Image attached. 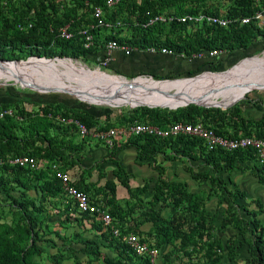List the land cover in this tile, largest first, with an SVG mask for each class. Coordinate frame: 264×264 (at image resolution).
<instances>
[{
	"label": "trees",
	"instance_id": "16d2710c",
	"mask_svg": "<svg viewBox=\"0 0 264 264\" xmlns=\"http://www.w3.org/2000/svg\"><path fill=\"white\" fill-rule=\"evenodd\" d=\"M66 1L67 4L60 6L59 0H25L26 8L32 10L33 14L30 18L14 14L11 23L15 26L13 28L15 32L26 30V35L19 36L18 39L9 34L4 38L0 36V58H18L12 55L4 57L2 49L10 47L11 49L19 48V50L26 48L28 56L53 57L59 55L76 59L80 55L85 62H88L90 58L101 53L104 44L109 40L134 49L165 47L184 57H189L192 53L211 49L227 52L248 49L256 42V35L260 34L264 37V29L261 30L252 22L246 24L233 22L226 27L202 23L197 28L202 32H193L191 37L190 32L194 30L192 23L176 21L147 23L150 17L161 14V12L155 11L157 2L165 7H174L173 11H166L164 14L183 15L201 12L237 18L252 14L253 11L264 5V0L253 4L250 0H231L224 8L223 13H220L216 8L205 7L202 10H197L185 7L183 3L186 0H119L111 7L105 5L106 0ZM95 6L101 7L104 22L113 26L108 27V33L103 36L100 30L104 27L90 29L93 35L92 45L84 48L79 31L94 24L91 11ZM107 8H111L108 13ZM116 22L119 24L115 25ZM28 24L29 26H27ZM17 25H25V29H18ZM5 26H9V24L5 22ZM63 26H66V30L70 32L69 38L59 36L58 30ZM123 27L130 31L129 35H121ZM180 33H182L181 36H179ZM226 68L228 66L222 65L218 61L205 59L202 60L200 67L186 71L185 75L188 77L200 70L221 71ZM136 76L135 74L130 77ZM179 76L182 74L150 75L153 80ZM18 102L32 103L38 108L35 112L22 113V110L17 111L16 109ZM9 105L14 106V110L8 108ZM3 110H10V114L0 116V170L5 171V173L0 172V193L11 195L10 193L15 188L20 187L22 198L16 199L11 196V200L15 203L11 220L10 222L0 220V264H38L31 257L41 255V249L36 242L43 241L46 232L43 231L45 225L40 218L41 206L36 205L32 199L24 197V190L26 192L29 190L27 184L31 181H37V189L41 196H63L64 199L66 197L65 209L75 211L80 218H92L95 223L94 228L100 233L99 236L116 254V256L100 255L101 264H128L131 256L137 259L139 264H152L147 255H136L120 239L123 233L134 232L142 236V240L147 243L146 238L138 229L143 222L151 223V230L146 234L153 238L151 244L147 243L149 247L159 248L160 245L169 243L175 238L178 239L181 247L195 244L192 239L201 243L203 249L201 264H218L222 260L221 245L211 237L214 233L222 232L225 227L229 226L235 232L230 234L224 242L226 260H235L234 248H239L244 243L247 246V256L244 262L239 264H264V207L262 203L254 198L251 203L255 204L256 208L242 205L240 210L237 209L234 203H236V199L243 197V192L239 191L236 185L229 189L226 181L220 177L221 173L229 174L233 170L243 172L245 169H249L256 181L262 183L264 181V161L258 162L256 151L253 148L207 150L202 140L188 135L174 137H158L147 134L129 135L124 139V142L117 144L115 141H111V145L97 140L107 149L101 162L107 159L113 164L111 175L125 188L128 198L136 199L137 194L145 193L146 184L143 183L141 186L133 188L129 186L128 172L114 158L118 151L132 146L135 151L134 161L136 163L147 161L150 169L157 173L148 200L143 202H140L138 198L137 202L126 200L124 206H121L115 197L113 180L106 179L101 186L90 181L85 182L84 176L87 175V170L78 166L79 174L72 180L71 185L86 192L95 202L100 203L108 210L119 228L120 234L115 237L93 216L79 212L75 208V205L65 195L61 182L54 177L50 164L29 168L8 162L16 155H29L36 159V153H42L47 160L53 161L58 169L70 171L68 168H72L76 164V161L70 156V152L81 150L82 146L72 142L73 135L78 136L75 126L62 123L56 117H72L84 123L88 129H93L90 128V122L101 116L106 117L111 108L87 105L68 95L60 97L56 94L40 95L34 92L27 96L18 94L14 97L9 93L0 94V112ZM223 112L216 108L199 107L194 104L175 109L138 106L133 108L132 113L125 119L126 124L122 125L136 121L164 127L174 122L201 121L204 126L228 137L253 136L261 138L264 136V114L248 125L240 116V108L232 107L230 113L235 115L236 120H231V123L236 122L235 125L243 129V132L238 134L229 133L224 128V121L220 117ZM39 113L42 118L38 117ZM200 117L201 119L205 118L206 121L203 122L199 119ZM23 121L24 125H19V128L25 134L17 135L14 126L16 122L21 124ZM208 122L212 124H208ZM109 127L112 126L102 125L97 130ZM249 127H253V130L250 131ZM50 128L54 129L53 133H49L48 129ZM35 137L42 141L41 148L36 150L32 148ZM157 155L167 162L186 160L188 164L183 169L188 172L190 178L196 182H208L209 189L217 197L216 205L223 204L217 224L213 222L215 214L210 213L204 206L207 195L189 191L186 185L180 181L169 180L164 174L165 167L161 162L155 160ZM59 162L60 164H58ZM242 162H250L251 165L241 166ZM198 166L205 168L198 170ZM142 203L148 206L147 211L139 208V204ZM165 208L172 209L167 218L160 215ZM134 210L138 213L135 217H131L130 213ZM125 219L132 221V227L125 226L123 221ZM77 220L78 218H75V221ZM238 236L241 240H238ZM82 244L80 252L89 258L99 256L100 252L93 240L85 239ZM59 257L61 260L64 255L60 254ZM50 258L52 263L60 264V260L56 258L55 254H52ZM55 259L58 263L55 262ZM72 260L74 264H78L74 254ZM88 261L90 262L89 259Z\"/></svg>",
	"mask_w": 264,
	"mask_h": 264
},
{
	"label": "rangeland",
	"instance_id": "374dc122",
	"mask_svg": "<svg viewBox=\"0 0 264 264\" xmlns=\"http://www.w3.org/2000/svg\"><path fill=\"white\" fill-rule=\"evenodd\" d=\"M259 0H250L251 4L256 3ZM25 0H0V36L1 38L6 37L8 34L15 37V39H18L19 36H25L26 30L23 32L17 31L13 29L15 26H13V23H11L13 15L19 14L21 17L30 18V16L33 14L32 10H28L24 4ZM231 2V0H186L183 5L185 7H191L196 8L197 10H202L203 8H216L220 13H223V10L228 4ZM67 4L66 0H59V5H65ZM249 4V3H248ZM245 4V5H248ZM155 11L161 12V14H164L166 11H173L174 7L169 6L165 7L162 6L159 2L155 4ZM111 8H107V13L109 12ZM5 22L9 24V26H5ZM22 28L21 30L25 29V25H20ZM18 28V27H17ZM199 28V25L193 26V31L190 33V37L193 35V32L200 33L202 30L197 29ZM19 29V28H18ZM261 30L264 29L260 28ZM109 29L108 27L104 26L100 30L101 35H105L108 33ZM130 31L126 27H123L121 30V35H129ZM182 33L179 34L181 36ZM256 42L249 47L248 49L239 50L238 56L235 54V57H232L231 63L228 64V68H246L249 67V69H252L253 71H230L233 73L236 77L240 78L243 82H246L247 84H250L252 86L261 87L264 86V37H262L260 34L256 35L255 38ZM4 57H7V55H12L14 57V60H27L28 58L34 57L35 55L28 56L27 49L19 50V48L11 49L10 47H6L2 49ZM235 53V52H234ZM44 58H49L52 61L59 62L60 59H63L64 64L69 67L70 63L72 62L77 70L85 73L87 77L91 80H93L95 83H97L101 87L105 88H112L115 86H118L120 84H123L125 80H133L138 78H147L148 80L150 77L148 76H136L132 78H122L123 80H119L113 76L115 75L110 66H107L105 68H98L92 61V58L88 60V62H85L84 58L80 55L76 59H72L70 57H63L59 55H54L53 57H47V56H40ZM2 59V58H0ZM6 59V58H3ZM60 70H67L66 67H62L59 65ZM225 70V69H224ZM210 70H200L196 72L195 74L199 75L204 72H207ZM214 71V70H212ZM261 71V72H260ZM194 74V75H195ZM196 75V76H197ZM119 76V75H118ZM117 76V77H118ZM187 77L185 74H182V76L174 77L176 80H172L174 82L182 83L188 79H178V78H184ZM19 78V82H16L14 80L13 74H7V76L0 77V94H11L14 96L24 95L27 96L30 93H37L40 95H48V94H56L57 96L60 95V97H65L67 95H61L59 92H47V93H39L36 92L35 88H42L44 90L49 89H55L54 87L50 85H39L37 86L35 83L36 81L32 79V77L29 74H25L21 76L20 74L17 76ZM48 77L50 79L57 78L54 74L50 73L48 74ZM121 77V76H120ZM195 77V76H194ZM31 78V79H30ZM174 78H167V79H174ZM196 78L190 80L189 82H192ZM68 82V79H65ZM165 80V79H162ZM187 82V83H189ZM24 83V84H23ZM164 83V82H163ZM186 83V84H187ZM214 83H217V85L210 90V96L209 98L214 100H223L224 102L231 100L232 98L239 99L243 94L242 98L239 100L227 104L225 106H208L210 108H216L220 111H224L222 115H220L221 119H223L224 128L229 133H242L243 129L237 125H235L236 122L233 124L231 123V120L235 121L236 117L233 113H230V109L232 107H238L240 108V116L245 120V122L249 125L250 122L258 120L263 114H264V88L261 89H252L246 88L243 85L235 82L233 79L230 78V76L224 74L223 76L220 75H214L203 78L199 90L196 92L193 100H200L203 101L202 98L208 92V87L212 86ZM161 84V83H160ZM151 85V84H150ZM159 84L155 86H148L147 90L152 91L151 87L154 88L158 86ZM185 85V84H184ZM183 85L179 86H164L162 89L157 91L156 93L159 94L161 97L163 96H169L175 93L178 89H180ZM75 88V89H73ZM73 91L80 95L81 91L80 89L76 87H71ZM40 91V90H38ZM153 92V91H152ZM81 95H84L81 93ZM80 95V96H81ZM222 98H221V97ZM71 98L76 99L77 101H81L86 103L87 105H94L97 107H109L111 108L110 113L105 117L101 116L98 119L92 120L90 122V128H93L94 130H97L102 125L122 128L126 124L125 119L132 113L133 108L138 106H130L128 104H117V106H108L112 105L114 103H110L108 101H94L92 104L90 102H87L85 100H79L76 97L69 96ZM206 103H215V101H209L208 99L205 100ZM197 105V104H194ZM10 109L14 110V106L9 105ZM142 106V105H139ZM200 107V105H197ZM147 107V106H146ZM203 107V106H201ZM207 107V108H208ZM37 106L32 103H26V102H18L16 104V109L22 110V113L24 112H35L37 110ZM40 112V111H38ZM38 117H41V113L38 114ZM203 122L206 121L205 118L201 119ZM43 121V119H42ZM201 122V121H200ZM208 124H212L211 122H208ZM19 125H24V121L19 124L16 122V125L14 126L15 132L17 135L25 134L22 130H20ZM249 130L252 131L253 127H249ZM49 133H53L54 129L50 128L48 129ZM129 136V135H127ZM124 136L123 138H112V141H115L117 144H120L124 142V139L127 137ZM96 139L85 137L80 138L77 135H73L72 142L74 144H80L82 146L81 150H75L70 152V156L72 159L76 161V164L73 165V167H69L70 169L69 174L70 177H77L79 174L78 166L84 167L87 170V175L84 176L85 182H89V178L93 176V178H96L97 181L93 182L95 185H102L106 179L113 180L115 183V197L117 199L118 204L121 206H124V202L128 200L129 202H135L138 198L140 202L148 200L149 196L152 192V186L154 184L153 177L150 176L151 170H149L145 166L139 165H145L148 163H145L146 161L139 162L137 164L133 161V154H134V148L129 147L125 148L123 150V153L119 155L120 160V166H122L125 170H128L132 175V178L129 179L128 177V184L130 187L135 186H141L143 183L146 184V192L142 194H137L136 199L128 198V195L126 193L125 188H123L111 175L110 171L108 170L107 166L104 165V167H100V163L103 156L106 154V152L99 150V145H103L101 143L95 142ZM41 139L38 137H35V141L32 145V148L36 150L37 148H41ZM157 160H160V162H164L167 164L168 169L165 170V176L172 181H180L181 183H184L189 191L192 192H198L202 195H207V199L205 200V208L210 211V213L215 214L214 224H217L220 219V215L223 210V204L216 205V199L217 197L213 193L212 190L209 189V185L207 181L203 182H196L193 179L190 178L188 172H186L183 167L188 164V162L184 159L178 161H163L161 159L160 155H157ZM36 161L40 166H48L51 165L53 161L47 160L42 153H36ZM60 164V162L58 163ZM242 164L251 165L250 162H245ZM149 167V165H147ZM204 166H198L197 169L201 170L204 169ZM2 173H5V171H1ZM220 175H223L221 173ZM141 179H138V178ZM246 183V196L254 197L253 195H258L256 193V189L253 185V181L251 178H245ZM30 182V181H29ZM92 182V181H91ZM29 187V190L26 192L24 190V197L30 198L34 201L36 205L41 206V214L40 218L42 219V223L45 225V228H43V231L46 232V235L43 238V241L36 242V244L41 248V255L38 256V261L42 264H49V261L52 259L50 256L52 254H55L56 258H59L60 260V254L65 255L67 258L71 257L74 252H80V249L82 248L83 244L82 241L85 239L93 240L97 248L99 250V256L98 257H91L86 256L90 262L98 261L100 262V255H112L116 256L115 252L109 247V245L104 242V240L99 236V231H97L94 228V222L91 217H82L80 218L79 215L75 211L67 210L65 209L64 205L66 203V197L65 199L63 196H57V197H43L40 195L39 190L37 189V181H31V183L27 184ZM22 189L20 187L15 188L14 191H12L11 195H5L4 193H0V220L10 222L12 212L14 210L15 203L11 200V196L15 197L16 199H21L20 191ZM23 197V198H24ZM260 199L262 200V196L260 195ZM137 202V201H136ZM235 207L239 209L243 204L240 202V199H236L235 201ZM244 202L250 203L248 200H245ZM139 203V202H138ZM251 204H248L249 206ZM252 206L255 207V204ZM139 208L142 210L147 211L148 206L145 204H139ZM240 210V209H239ZM172 212L171 208H165L161 211L160 215L164 218H167L170 213ZM138 211L134 210L130 213L131 217H135L137 215ZM69 218V219H68ZM72 218V219H70ZM75 218L78 220L75 221ZM128 218V217H127ZM125 226L132 227L133 223L130 219L123 220ZM138 229L140 230V233L143 234L144 238H146L147 243L151 244L153 242V238L151 236H147V232L151 230V223L150 222H143L141 225H139ZM234 229H224L222 232L214 233L212 235L213 240H217L222 248L223 256L226 254V250L224 249V242L226 238L234 233ZM238 240H241V238L238 236ZM195 244L193 245H187L181 247L179 245L178 239H172L169 243H164L157 248V254L155 259L157 258V263H172V264H201L203 262V249L201 248V243L195 242V239H192ZM108 248V249H106ZM101 250V251H100ZM240 248H234L235 252V260H239L238 258L241 257L240 255ZM53 252V253H51ZM75 256V255H74ZM79 256H83V253ZM240 256V257H239ZM243 259L240 258L239 261H242ZM50 261V262H51ZM222 261V260H221ZM221 261L218 264H221ZM55 262L58 263V261ZM154 262H151L154 264ZM242 263V262H241ZM64 264H73L72 260L69 259L68 262H64ZM128 264H139L138 260L130 257V262ZM226 264V263H225Z\"/></svg>",
	"mask_w": 264,
	"mask_h": 264
},
{
	"label": "built area",
	"instance_id": "2783aa9c",
	"mask_svg": "<svg viewBox=\"0 0 264 264\" xmlns=\"http://www.w3.org/2000/svg\"><path fill=\"white\" fill-rule=\"evenodd\" d=\"M119 0H106L105 5L107 7L113 6ZM102 9L99 6L92 8L91 16L94 19V24L89 25L88 27L79 31L82 36V45L84 48H88L92 45L93 35L90 32V29L94 27H112V24L104 22L102 19ZM169 22L176 21L181 23H192V24H211L220 27H226L230 23L237 22L238 24H246L252 22L258 28L264 27V5L260 6L258 9L253 11L252 14L247 16H239L237 18H229L223 15H212L207 13H196V14H156L148 19V24L152 22ZM119 23L116 22L115 25ZM29 26V24L27 25ZM19 29L22 27L17 25ZM59 36L63 38H69L71 36L70 32L66 30V26L59 28ZM114 50H119L125 55L129 54L134 48H130L127 45L117 44L114 40H109L104 44L101 53L95 55L92 58V61L98 68H105L108 66L112 59V52ZM150 53H161L184 57L182 54L175 53L171 49L165 47H148L143 49ZM220 49H211L209 51H198L192 53L188 59H204V58H217L222 54ZM2 114H10V110H3L0 112ZM60 122L73 124L76 128L78 136L81 138L90 137L96 140H101L107 145H111L112 138H123L127 135H139L147 134L158 137H174L176 135H188L202 140L203 145L207 150H213L216 148L224 150H233L237 148L251 147L256 151L258 162L261 163L264 161V136L261 138L253 136H237V137H228L222 134L216 133L213 129L204 126L201 122H174L170 123L164 127L143 123V122H132L122 128L109 127L104 130H93L88 129L84 123L72 117H56ZM10 164L18 165L22 167L29 168H38L40 165L37 163L36 159L29 155H16L8 160ZM51 169L53 171L54 177L57 178L62 185V189L65 192V195L71 200L75 205V208L79 212L87 213L94 217L95 220L99 221L104 227L108 228L111 234L115 237L119 236V228L116 226L114 219L109 214L108 210L98 202H95L93 198L88 195L86 192L79 190L71 185L73 177H70L69 171H62L58 169L55 163L51 164ZM121 241H123L129 248L130 251L136 255H147L151 262L154 261V258L157 254V249L154 247H149L148 244L142 240V236L134 232H126L120 236Z\"/></svg>",
	"mask_w": 264,
	"mask_h": 264
},
{
	"label": "bare ground",
	"instance_id": "6f19581e",
	"mask_svg": "<svg viewBox=\"0 0 264 264\" xmlns=\"http://www.w3.org/2000/svg\"><path fill=\"white\" fill-rule=\"evenodd\" d=\"M59 65L62 67L63 66L66 67L67 70H60ZM72 65L74 64L71 62L69 67H67L62 60H59V62H55V61L50 62L49 60H45L44 57L43 58L31 57L28 58L27 60H19V61L0 60V77L7 76V74H13L14 80L16 82H19V78L17 77L19 74L21 76L25 74H29L32 77V79L36 81L35 84L37 86L44 84V85H50L55 88L49 90L67 91L70 94L88 102L90 101L100 102L104 100L114 104L115 103L128 104L131 106L136 104L179 105L186 102L213 105V106H225L229 103L235 102L240 98H242L244 94L239 99L232 98L231 100L226 102H224L223 100H214L209 98V96L211 95L210 90H212L217 85V83H214L212 86L207 88L209 91L206 92V94L202 98L203 101L193 100L196 92L200 88L203 78L209 76L211 77L214 75L223 76L224 74H226L230 76V78L233 79L235 82L243 85L246 88H250V90L262 88V86L256 87L247 84L246 82H243L240 78L236 77L233 73L230 72V71H249V72L253 71L252 69H249V67L240 68V69L230 68V69H225L224 71H207L193 78H190L182 83L174 82L172 80L153 82V81L145 80L143 78H136L133 79L132 81L125 80L123 84H120L112 88H105L99 86L93 80L89 79L85 73L77 70L76 67L75 66L73 67ZM50 73L54 74L57 78L50 79L48 77V74ZM194 78L196 79L193 80L192 82H189ZM65 79H68V82ZM157 84L159 85L154 88L151 87L153 92L147 90L148 86H155ZM179 85H183V86L180 89H178L175 93H173V96L169 95V96L161 97L159 94L156 93L164 86H179ZM71 87H76L80 89L81 93L84 95H81V93H80L81 96L76 94L73 91V89L75 88L71 89ZM33 88L40 91H46L42 88H36V87ZM207 99L209 101H215V103L213 104V103L204 102Z\"/></svg>",
	"mask_w": 264,
	"mask_h": 264
},
{
	"label": "crops",
	"instance_id": "0c3cea01",
	"mask_svg": "<svg viewBox=\"0 0 264 264\" xmlns=\"http://www.w3.org/2000/svg\"><path fill=\"white\" fill-rule=\"evenodd\" d=\"M235 54L238 56L239 50H232L229 52L223 51L222 54H220L217 58L212 57V58H204V59H188L187 57H182V56H179L177 54L168 55L165 53L164 54L150 53V52H147L143 49L132 50L127 55H125L124 53H122L119 50H114L112 52V59H111L110 63L108 64V66H110L112 71L115 74H117V76L119 75L118 77L121 76V78H129L130 76H133L135 74L137 76H142V75L145 76L146 75L148 77H150L151 74L159 75V76H167V75H175V74H180V73L185 74V72L188 70H193L196 67H200L202 60H205V59H211V61H214V62L218 61L222 65L227 66L228 64L231 63L232 57L233 56L235 57ZM95 142H98V141L96 140ZM129 147L130 146H128L126 148H129ZM124 149L118 151L114 156V158L117 160L119 165H120V160L118 157L120 154L123 153ZM99 150L106 152L107 149L105 148V146L99 145ZM134 154H135V151H134ZM134 154H133V161H134ZM157 162H160V160H157ZM134 163L137 164L135 161H134ZM145 163H147V161ZM242 163H245V162H242ZM242 163H240L241 166H244L245 164H242ZM161 164L165 167V170L168 169L167 164H165L164 162H161ZM104 165L107 166L108 170L111 173V169L113 168V164L106 159L105 161L100 163V167L101 166L104 167ZM147 165L148 164L138 166V164H137V167L145 166L149 170H151L150 176H152L153 180L155 181V179L157 177V173L155 171H153L152 169H150V167H148ZM126 171L128 172L129 179H131L132 178V175H131L132 172H130L128 170H126ZM220 177L226 181V185L229 189L232 188L233 185H236V187L239 189V191L243 192V194H244L243 197L239 198L240 202L243 205L247 206L248 204H251L247 207L248 208H254V206H252L253 203H251V200L254 198H257L262 203V205L264 207V181L262 183H258L256 181L255 177L251 174L249 169H245V171H243V172L238 171V170H233L229 174L223 173V175H220ZM245 178H251L252 179L253 185L256 189V193L259 194V196L258 195H253L254 197L246 196L247 191L245 189L246 188L245 187L246 186V183H245L246 179ZM138 179H141V178L139 177ZM89 181L95 182V181H97V179L93 178V176H92L89 178ZM260 195L263 198L262 200L260 199ZM245 200H248L250 203L244 202ZM225 228L227 230L232 229L229 226H227ZM104 242H106V241H104ZM246 247L247 246L244 243H242L241 246L239 247L240 248L239 252L241 255V257L240 256L239 257L243 259L242 261H239L240 258H238L239 260L228 261V260H226L225 256H223L221 264H225V263L226 264H239L241 262H244V260L247 256ZM106 249H108V248H106ZM51 253H53V252H51ZM80 254H81V252H78V253L74 252L75 257L78 260V264H99L98 261H96L94 263H93V261L89 262L88 258L86 257L85 254H83V256H79ZM113 254L114 253H112V255ZM112 255H110V256H112ZM31 259L33 261L37 262L38 264H42L38 261V256H36V255H33L31 257ZM69 259L72 260V256L67 258L64 255V258L60 260V264H64V262L69 263ZM156 261H157V258L155 259V262L153 261L154 264L157 263ZM72 263L74 264L73 260H72ZM49 264H54V263L49 261ZM160 264H172V263H162L161 262Z\"/></svg>",
	"mask_w": 264,
	"mask_h": 264
},
{
	"label": "water",
	"instance_id": "95a60500",
	"mask_svg": "<svg viewBox=\"0 0 264 264\" xmlns=\"http://www.w3.org/2000/svg\"><path fill=\"white\" fill-rule=\"evenodd\" d=\"M34 57H37V58H43V57H40V56H34ZM45 60H49L50 62H52V60L51 59H49V58H44ZM0 60H4V61H19V60H14V59H0ZM60 60H62L63 61V59H60ZM98 71V70H97ZM221 71H224V70H221ZM197 74H195V75H193V76H188V77H184V78H178V79H188V78H193L194 76H196ZM110 76H113V77H115V78H117V79H119V80H123L121 77H117V76H115V75H110ZM134 78V77H133ZM138 78V77H137ZM143 79H145V80H148L147 78H143ZM165 80H176V78H174V79H165ZM127 81V80H126ZM129 81H132V79L131 80H129ZM149 81H153V82H159V81H163V80H153V79H149ZM262 88H264V86H262ZM36 92H39V93H47V92H59V93H61V94H66V95H68V96H73V97H76V96H74V95H72V94H70L69 92H67V91H61V90H57V91H55V90H46V91H38V90H35ZM76 98H78V97H76ZM79 100H82V99H80V98H78ZM88 102V101H87ZM90 103H92V104H95V103H93V102H90ZM233 103V102H232ZM188 104H196V103H192V102H186V103H183V104H179V105H166V104H161V105H144V104H136V105H133V106H139V105H142V106H147L148 108H154V107H159V108H168V109H175V108H178V107H183V106H186V105H188ZM229 104H231V103H229ZM228 104V105H229ZM197 105H200V106H203V107H208V106H213V105H205V104H197ZM108 106H117V104H112V105H109L108 104ZM131 106V105H130Z\"/></svg>",
	"mask_w": 264,
	"mask_h": 264
}]
</instances>
